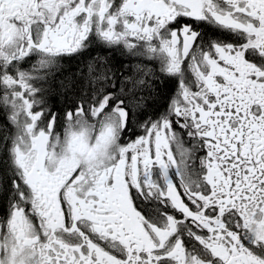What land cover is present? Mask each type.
<instances>
[{"label":"snow or ice","instance_id":"6c2138e0","mask_svg":"<svg viewBox=\"0 0 264 264\" xmlns=\"http://www.w3.org/2000/svg\"><path fill=\"white\" fill-rule=\"evenodd\" d=\"M0 264H264V0H0Z\"/></svg>","mask_w":264,"mask_h":264},{"label":"trees","instance_id":"16d2710c","mask_svg":"<svg viewBox=\"0 0 264 264\" xmlns=\"http://www.w3.org/2000/svg\"><path fill=\"white\" fill-rule=\"evenodd\" d=\"M116 59H119V56H117ZM75 68H76L75 61L68 63V65L64 67L63 75H68L72 71H75ZM171 91H172V85L168 81H165L163 83L157 81L156 86H155V92H154V96L156 97V100L154 103L151 98L149 99L148 112L151 113L157 108L162 110L163 106L166 105V97L170 95ZM61 101H62V98L59 96L54 98V102L57 106H60Z\"/></svg>","mask_w":264,"mask_h":264},{"label":"flooded vegetation","instance_id":"af4514ba","mask_svg":"<svg viewBox=\"0 0 264 264\" xmlns=\"http://www.w3.org/2000/svg\"><path fill=\"white\" fill-rule=\"evenodd\" d=\"M93 54H95V52L93 53ZM117 56H119V53H116L115 54V57H117ZM120 58V57H119ZM68 65V63H65V65H64V67L65 66H67ZM174 91V87L172 86V91H171V93ZM171 93H170V95H171Z\"/></svg>","mask_w":264,"mask_h":264}]
</instances>
